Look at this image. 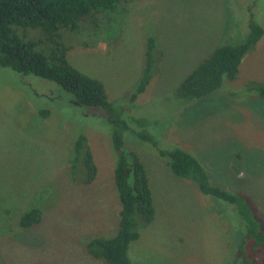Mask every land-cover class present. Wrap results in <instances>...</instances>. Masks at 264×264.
<instances>
[{"label": "rangeland", "instance_id": "1", "mask_svg": "<svg viewBox=\"0 0 264 264\" xmlns=\"http://www.w3.org/2000/svg\"><path fill=\"white\" fill-rule=\"evenodd\" d=\"M125 7L102 14L101 28L111 27L96 43L92 30L67 33L65 41L68 62L100 80L119 116L142 119L141 128L157 141L156 149L123 132L125 148L144 164L156 211L151 223L138 226L130 262L243 264L237 255L244 229L232 205L174 175L156 151L189 152L212 186L246 194L264 213V99L252 88L264 84V33L233 81L195 101L176 95L216 48L241 43L251 20L264 29V0H138ZM150 37L153 78L129 106ZM42 110L50 113L45 119ZM112 132L101 109L74 106L56 83L0 66V264H108L89 255L85 244L118 230ZM78 133L87 136L97 165L91 185L82 183L80 162L77 180L69 175ZM34 206L44 209L40 222L19 229V217Z\"/></svg>", "mask_w": 264, "mask_h": 264}, {"label": "trees", "instance_id": "2", "mask_svg": "<svg viewBox=\"0 0 264 264\" xmlns=\"http://www.w3.org/2000/svg\"><path fill=\"white\" fill-rule=\"evenodd\" d=\"M135 1L138 0H0V66L56 83L70 95L74 106L101 109L113 126L114 183L121 207L118 230L109 238H88L85 244L89 255L108 264H131L129 249L139 238L138 226L151 223L156 214L144 164L136 152L125 148L123 132H132L137 141L148 142L156 149L157 141L141 128L146 127L142 119L119 116L100 80L81 73L68 62L67 53L71 47L65 37L67 33L76 35L81 30H92L96 43L104 29L111 27L108 22L107 27L101 28L102 14L112 13ZM263 33L264 29L251 20L245 39L237 45L225 44L216 48L179 83L177 97L186 101L199 100L216 91L223 80L233 81L242 58L256 46ZM155 48V40L148 38L141 77L129 94V106L144 93L153 78ZM252 86L264 99V84ZM40 114L45 119L50 113L42 110ZM88 141L84 133H78L71 143L73 159L69 175L72 180H77L76 164L80 162L85 169V178L83 182L81 180L84 185L94 183L98 174ZM156 153L167 158V165L174 175L197 185L201 193L232 205L244 229L243 249L241 246L237 256L243 264H264V230L261 229L264 228V213L252 204L250 198L244 193H229L212 186L198 159L181 148ZM43 210L34 206L23 212L17 222L19 229L38 224ZM259 219H263V224Z\"/></svg>", "mask_w": 264, "mask_h": 264}]
</instances>
